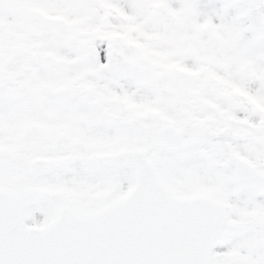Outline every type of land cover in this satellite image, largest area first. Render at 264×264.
<instances>
[{"label": "snow or ice", "instance_id": "6c2138e0", "mask_svg": "<svg viewBox=\"0 0 264 264\" xmlns=\"http://www.w3.org/2000/svg\"><path fill=\"white\" fill-rule=\"evenodd\" d=\"M0 264H264V0H0Z\"/></svg>", "mask_w": 264, "mask_h": 264}]
</instances>
